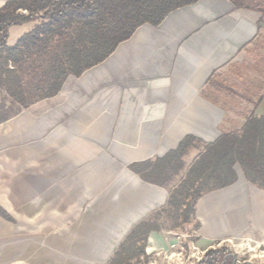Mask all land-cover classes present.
Listing matches in <instances>:
<instances>
[{"label": "crops", "instance_id": "crops-1", "mask_svg": "<svg viewBox=\"0 0 264 264\" xmlns=\"http://www.w3.org/2000/svg\"><path fill=\"white\" fill-rule=\"evenodd\" d=\"M246 1L199 0L144 24L104 62L70 76L45 111L22 108L0 123V206L9 215L0 214V264H110L145 221L147 258L129 263L192 264L224 247L233 264H264V188L238 164L237 180L204 194L177 228L155 214L203 144L167 187L131 168L187 136L212 143L264 116V0ZM38 21L12 26L8 44ZM179 239L185 253L170 257Z\"/></svg>", "mask_w": 264, "mask_h": 264}, {"label": "trees", "instance_id": "trees-1", "mask_svg": "<svg viewBox=\"0 0 264 264\" xmlns=\"http://www.w3.org/2000/svg\"><path fill=\"white\" fill-rule=\"evenodd\" d=\"M198 1L8 0L0 7V89L21 109L41 113L70 76L79 77L104 62L140 26H157L172 11ZM230 1L236 7L248 6L246 0ZM37 17L38 24L31 31L15 44H8L12 26ZM11 116H0V123ZM196 144H203L204 149L171 188L167 206L155 214L173 222L174 228L191 222L196 203L204 194L237 180L236 164L248 181L264 188V116L248 118L241 131L223 134L212 143L187 136L164 157L135 163L131 168L145 180L167 187L180 174L183 157ZM0 214L9 218L1 206ZM150 229L148 221L137 226L110 264H130V255L147 258L145 241ZM196 264H233V260L223 247L208 250Z\"/></svg>", "mask_w": 264, "mask_h": 264}, {"label": "rangeland", "instance_id": "rangeland-1", "mask_svg": "<svg viewBox=\"0 0 264 264\" xmlns=\"http://www.w3.org/2000/svg\"><path fill=\"white\" fill-rule=\"evenodd\" d=\"M21 109V106L15 103L11 98H9L6 92L3 89H0V116L6 115H14ZM164 221H162V225L171 226L173 222L168 221L166 217H164ZM177 231L182 232L181 229H177ZM130 264H138L135 259Z\"/></svg>", "mask_w": 264, "mask_h": 264}, {"label": "built area", "instance_id": "built-area-1", "mask_svg": "<svg viewBox=\"0 0 264 264\" xmlns=\"http://www.w3.org/2000/svg\"><path fill=\"white\" fill-rule=\"evenodd\" d=\"M171 248L174 249L175 252L173 254H171L170 257H177V258L183 257V255L185 253V248L183 246V242L180 239L173 242L171 244ZM195 258L197 259V261L202 260V256L201 257L197 256ZM196 263H192V264H196Z\"/></svg>", "mask_w": 264, "mask_h": 264}]
</instances>
